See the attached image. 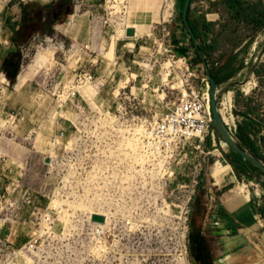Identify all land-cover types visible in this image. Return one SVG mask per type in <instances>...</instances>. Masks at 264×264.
Returning <instances> with one entry per match:
<instances>
[{
	"label": "rangeland",
	"instance_id": "rangeland-1",
	"mask_svg": "<svg viewBox=\"0 0 264 264\" xmlns=\"http://www.w3.org/2000/svg\"><path fill=\"white\" fill-rule=\"evenodd\" d=\"M16 1L32 5L39 15L57 0ZM12 2L0 0V23L6 12L21 16ZM100 3L105 13V0ZM77 6L79 15L93 10L88 0H73V14ZM92 12L100 27V7ZM177 18L176 12L167 46L150 40L155 55L125 50L122 60L142 67L137 79L114 70L120 66L122 33L112 37L108 31L101 46L99 40L89 48L73 47L76 42L60 30L48 35L40 22L37 33L9 47L18 53V64L10 72L14 82L0 70V264H194L190 236L201 226L193 217L217 188L264 199V183L221 178L233 168L216 162L231 148L219 143L216 155H206L211 136L204 154L175 153L174 175L167 167L150 173L140 165L146 127L162 117L184 86L201 87L202 66ZM263 43L264 33L253 59ZM168 46L187 59L189 72L173 62ZM40 57L46 66L37 72ZM86 72L94 83L75 98L62 97L64 87ZM131 82L138 91L127 88ZM93 214L105 215L106 225L93 224ZM249 240L247 264H264V227Z\"/></svg>",
	"mask_w": 264,
	"mask_h": 264
},
{
	"label": "crops",
	"instance_id": "crops-1",
	"mask_svg": "<svg viewBox=\"0 0 264 264\" xmlns=\"http://www.w3.org/2000/svg\"><path fill=\"white\" fill-rule=\"evenodd\" d=\"M9 1L12 2V0ZM201 1L202 0H198L193 3L192 8L194 12H199L204 7L207 11L206 14L208 21L211 20V22H220L222 20V11L215 8L209 11L208 8L210 6V0H205L204 5H202ZM88 2L89 7L93 8V10H89L91 12L80 15L73 14L66 18L63 23L55 24L53 29L56 32L60 30L59 32L65 37L70 38L73 42L79 43L81 45H95L99 40L100 46L104 43L107 44L109 32L107 27L102 23V19L105 16V13L102 11V4L100 3V5H97V0H88ZM125 3L128 9V25L137 31L138 36L137 38L122 39V47L116 52V58L119 59L120 66L118 69L114 70H116V72L122 73L123 76H126V72H128L137 79L140 76L139 72H137L139 70L138 66L139 68H142L140 67V63L136 60H130L129 58L127 59V65L125 60L122 59L125 57V50L131 52V48L136 49L139 54L145 51L149 52L150 56L155 55V53L149 51L150 48L148 45L151 43L150 40L147 39V35L156 33L154 29L161 20V7L163 0H125ZM16 4L20 6V2H17L16 0L12 2V6H15ZM99 7L100 27H98L96 24L98 19L92 12L98 11ZM19 19L21 20V16L13 17L9 12H6L2 17L0 23V70H2L3 62L12 53V49H10L14 45L12 39L15 32L19 30L21 26V21ZM169 27H171V25H169ZM263 33L264 30L253 33L240 47L234 51H230L229 54L236 55L232 70H238V72L223 84L241 79V77L244 75L245 69L253 61L254 48L257 43H260ZM251 36L254 37L251 44L245 46L251 39ZM159 53L160 52H158V54ZM220 53L221 51L217 52L216 55L219 58V66H223L228 55L224 57L221 56ZM106 54L110 56L108 51ZM156 56L158 59L159 56ZM38 57L39 55H37V58ZM129 57H131V55H129ZM133 57L136 58V55H133ZM263 64L264 58L258 68L262 67ZM38 65L39 68L35 69L37 72L46 66V61L40 57ZM106 72L107 69L104 70V73ZM36 73H34L30 78L35 76ZM29 74L30 73L27 75ZM30 78L28 80H30ZM251 81L252 84L254 82H257L258 84V88L255 89L251 95H238L239 91L241 92L240 87H237L232 91L236 114L240 116L241 121L244 119L245 112L249 106H254L256 102L263 104L264 106V73L260 77H258L255 73ZM23 85L19 87H22ZM127 88H130L131 93L133 92V89L138 91V88L133 85V82L130 84L127 83ZM143 94L147 95V91H144ZM140 95H142V90H140ZM249 97H252L254 101L249 102ZM211 143L212 147L211 149H208V153H206V155H216V152H219V149H216L219 148V145L217 147L213 141ZM229 154H226V158H222L220 161L228 159L227 156H230ZM231 172L232 174H230V172L227 170L224 174H222L221 178L225 180L226 176H229L230 183L238 181L239 184L240 180L242 182H244V180L250 182L244 174L236 172L234 168ZM220 181L223 183V180ZM251 182H258V180L253 179ZM258 183L261 184L260 181ZM222 186L225 188V185ZM218 191L219 190L217 188L216 194L209 197V203L206 204L204 208L200 206L198 207V210L195 211V213H198V216L193 217V220L196 221V224H199L201 227L193 228V231L197 232L204 242L205 254L209 258L208 263L247 264L250 259L249 236L250 234L255 235V232L264 227V199L260 200L257 198H250L246 194L233 195L232 190L221 193ZM229 225L235 228V233L232 228H228Z\"/></svg>",
	"mask_w": 264,
	"mask_h": 264
},
{
	"label": "trees",
	"instance_id": "trees-1",
	"mask_svg": "<svg viewBox=\"0 0 264 264\" xmlns=\"http://www.w3.org/2000/svg\"><path fill=\"white\" fill-rule=\"evenodd\" d=\"M196 1L198 0H191L188 12V26L192 28L194 38L191 37L188 26L184 22L183 12L186 0H177L176 2V12L179 15L177 22H180L189 34L195 51L196 63L203 66L206 65L216 82L221 85L238 72V70H232L236 55L229 54L230 51L240 47L253 33L264 30V0H210L209 11L213 8L222 11V20L218 23L211 22V20L208 21L207 11L193 15L196 11L194 12L192 5ZM31 8L32 5L21 3V26L13 37V43L17 47L25 39L38 32L36 27L40 22L48 26V35H53V26L57 23H63L66 18L73 14V0H57L45 6L39 15L35 14ZM172 35L175 36V30ZM253 38L251 36L245 46L251 44ZM219 51H221V56L225 57L228 55L223 66H219V58L216 55ZM17 57L18 53H11L2 65V70L12 82H14L15 75L12 76L10 73L12 71L11 66L12 64H18L16 61ZM263 73L264 64L256 70L258 77ZM238 95L242 96L243 93L239 91ZM248 101L253 102L254 99L249 97ZM212 129L215 130L213 125ZM236 136L246 149L264 161L263 104L256 102L254 106L248 107L244 119L238 123ZM217 138L218 140L220 139L218 136ZM211 142V137H209L206 144L207 149H211ZM229 155L227 158L234 170L244 174L248 181L251 182L261 175L258 169L254 168L232 149ZM228 228H232L235 233V228L231 225ZM190 253L194 264L208 263L209 258L205 254L204 242L200 235L193 230L190 236Z\"/></svg>",
	"mask_w": 264,
	"mask_h": 264
},
{
	"label": "built area",
	"instance_id": "built-area-1",
	"mask_svg": "<svg viewBox=\"0 0 264 264\" xmlns=\"http://www.w3.org/2000/svg\"><path fill=\"white\" fill-rule=\"evenodd\" d=\"M204 5L205 0L201 1ZM79 6L75 7V14H77ZM206 11L203 7L199 12ZM176 19V0H163L161 7V20L156 25L154 31L147 35V39H153L154 43L160 46H167V41H170L171 25ZM102 23L107 27L109 32H112V37L122 33L126 36V31L130 26L128 25V9L125 0H105V16ZM138 34L136 31L137 38ZM170 43V42H169ZM79 43L73 44L79 46ZM258 43L256 44V46ZM256 46L254 51H256ZM166 47L165 52L168 53L175 64H179V68L186 67L189 72L190 67L185 57L177 58L172 54V50ZM89 48V45L86 46ZM202 66L200 75L201 87L184 86V90L175 100V102L168 107L167 111L161 118L157 119L154 124L148 125L143 132L140 140V149L143 155H140V165L152 172L155 168L167 167L174 175L175 170L172 166V158L177 151L186 154L190 149L204 154L203 149L206 138L211 136L213 143L218 147V144L228 146L221 139L218 140L215 130L212 129L213 113H212V97H211V83L206 75L205 66ZM95 79L91 73L77 75L75 81L70 83L69 87H64L62 90V97L66 96L68 99L75 98L81 94V90L94 83ZM258 88L257 82L241 86V92L245 96ZM220 113L223 121L229 131L236 136L238 130V123L241 121L240 116L236 114L233 92L226 94L220 101ZM218 142V143H217ZM206 154V153H205ZM187 156V155H185ZM216 163H226L229 167L227 159L224 161L218 160ZM197 184V181H194ZM186 212L185 215H188Z\"/></svg>",
	"mask_w": 264,
	"mask_h": 264
},
{
	"label": "water",
	"instance_id": "water-1",
	"mask_svg": "<svg viewBox=\"0 0 264 264\" xmlns=\"http://www.w3.org/2000/svg\"><path fill=\"white\" fill-rule=\"evenodd\" d=\"M191 0H186L184 6V22L188 26V12L190 9ZM189 33L192 38H194V33L191 27L188 26ZM126 36L128 38H133L136 36V30L133 27H130L126 31ZM197 46V44H196ZM264 58V43L255 58L253 59L252 63L247 66L244 71V75L241 79L236 81H231L229 83L219 85L214 77L211 74L210 69L205 65L206 75L208 76L210 83H211V97H212V113H213V126L215 128L216 135L224 141L233 151L238 153L243 157V159L249 162L254 168L258 169L260 172V176H257V180L261 183H264V161L259 159L253 153H251L248 149H246L237 136L233 135L229 129L226 127L223 118L220 113L219 105L221 99L232 92L235 88L244 86L248 84L253 76L256 73L260 63ZM48 162V161H47ZM93 224L98 226H104L106 224V216L101 214H93L91 217Z\"/></svg>",
	"mask_w": 264,
	"mask_h": 264
},
{
	"label": "flooded vegetation",
	"instance_id": "flooded-vegetation-1",
	"mask_svg": "<svg viewBox=\"0 0 264 264\" xmlns=\"http://www.w3.org/2000/svg\"><path fill=\"white\" fill-rule=\"evenodd\" d=\"M12 70L16 69L17 68V65L16 64H12Z\"/></svg>",
	"mask_w": 264,
	"mask_h": 264
},
{
	"label": "bare ground",
	"instance_id": "bare-ground-1",
	"mask_svg": "<svg viewBox=\"0 0 264 264\" xmlns=\"http://www.w3.org/2000/svg\"><path fill=\"white\" fill-rule=\"evenodd\" d=\"M249 61H250V60H249ZM222 166H224V165H222ZM104 216H105V215H104ZM106 223H107V218H106ZM105 225H106V224H105ZM105 225H104V226H105ZM101 227H102V226H101Z\"/></svg>",
	"mask_w": 264,
	"mask_h": 264
}]
</instances>
